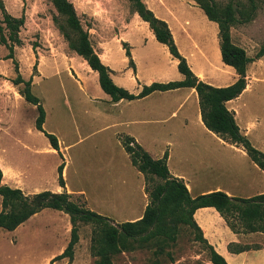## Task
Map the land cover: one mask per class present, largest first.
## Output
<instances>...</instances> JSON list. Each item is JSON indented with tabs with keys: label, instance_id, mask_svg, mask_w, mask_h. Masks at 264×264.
Returning <instances> with one entry per match:
<instances>
[{
	"label": "crops",
	"instance_id": "obj_1",
	"mask_svg": "<svg viewBox=\"0 0 264 264\" xmlns=\"http://www.w3.org/2000/svg\"><path fill=\"white\" fill-rule=\"evenodd\" d=\"M95 1L99 10L86 9L84 13L106 30L103 31L106 32L105 36L93 48L102 63L109 67L110 76L116 85L132 94H138L144 85L153 82L166 83L184 79V75L178 70V59L171 55L167 45L157 41L149 23L136 11H130L128 5L125 9L118 6L117 0ZM141 1L155 17L167 23L179 53L199 80L212 86H227L237 79L235 69L222 61L217 22L209 20L193 0ZM113 30L114 34H111ZM90 70L95 72L91 68ZM95 73L93 81L86 83L81 89L87 90L88 86H92L94 95L86 98L95 104H110L112 108L101 109V112L98 110L99 130L108 132L118 142L119 134L133 137L154 158H160L166 153L170 173L183 180L192 197L214 191L240 198L264 193V170L250 159L241 146L226 142L205 127L195 88L155 90L141 98L113 102L98 87V74ZM246 81L243 91L236 98L226 101L225 106L233 113L242 134L254 147L264 152V101L252 99L256 94L255 84L247 78ZM6 120L0 116V124H4ZM34 129L38 131L35 127ZM24 145L30 148V145ZM120 145L121 152H124V155L121 153L124 157L120 156L124 160L120 168L123 169V174L125 170L129 173L133 182L127 183L125 176L120 175L118 179L121 181V188L129 190L118 191L120 186L112 187L117 189L114 207L106 210L92 200L86 191L74 190L67 184L65 167L62 171L64 186L59 184V159L49 171L39 167V171L32 174L29 169L0 157L3 171L1 182L21 189L26 195L44 190L83 194L91 210L116 220L135 221L142 217L147 204L144 178L131 164L128 154L121 143ZM59 147L63 152V146L59 144ZM45 150L57 154L59 158L49 140ZM113 161L112 159L107 168L112 169ZM1 209L0 197V211ZM60 212L63 211L43 208L10 232H17L28 222H36V219L42 220V231L53 228V217L59 216ZM193 219L203 238L228 264H264V242L260 240L263 233L234 232L211 206L197 208ZM50 252L52 251L47 253ZM47 253L39 264H44ZM15 264H27V261L19 260Z\"/></svg>",
	"mask_w": 264,
	"mask_h": 264
},
{
	"label": "rangeland",
	"instance_id": "obj_2",
	"mask_svg": "<svg viewBox=\"0 0 264 264\" xmlns=\"http://www.w3.org/2000/svg\"><path fill=\"white\" fill-rule=\"evenodd\" d=\"M2 1L9 14L15 17L23 15L24 23L17 32L19 44L0 43V116L7 119L0 124V157L29 169L32 174L39 171V167L49 171L59 159L60 163H64L65 179L72 189L86 191L104 210L114 207L117 189L112 187L120 186V175L125 176L127 183L133 181L129 173L125 170L123 174L120 168L124 163L120 159L121 153L124 155L121 142L108 132L99 130L98 110H112L110 104H95L88 100L86 96L94 95L92 86H88L87 90L81 89L93 81L96 71L92 72L86 60L69 48L64 34L68 33L71 39H75L76 34L68 28L51 0ZM69 1L83 29L88 31L93 47L105 36L103 31L106 30L84 10L98 11V3L95 0ZM117 1L118 6L125 9L128 5L133 11L129 0ZM212 1L220 16L230 11L235 19L230 26L231 41L252 58L247 65L246 78L255 84L256 94L252 99L264 101V54L256 57L264 44V0ZM18 75L25 80L31 78V91L39 97L45 110L43 128L54 134L63 146L64 151L59 158L57 154L45 150L47 137L34 129L36 106L22 96L24 84L14 83ZM24 143L30 148H26ZM112 159V169L107 168ZM127 162L131 165L128 159ZM121 190L129 189L120 186L118 191ZM74 196L88 206L83 194ZM109 218L112 224L124 222ZM53 221V228L43 231L42 220L38 219L14 233L0 229V264H15L19 260L39 264L43 255L52 251L45 255L48 256L44 264H49L52 258L64 251L72 226L69 215L63 212L53 217ZM167 225L171 235L163 244H158L156 240L135 242L130 249L112 254V263L212 264L209 260L210 244L201 239L200 229L172 221ZM77 226L78 238L72 256L54 260L51 264H96L89 249L92 225L79 221ZM260 237L264 242V236Z\"/></svg>",
	"mask_w": 264,
	"mask_h": 264
},
{
	"label": "trees",
	"instance_id": "obj_3",
	"mask_svg": "<svg viewBox=\"0 0 264 264\" xmlns=\"http://www.w3.org/2000/svg\"><path fill=\"white\" fill-rule=\"evenodd\" d=\"M134 11L149 23L157 41L167 45L171 55L178 59V70L184 75L181 81L166 83L153 82L144 85L138 94H132L123 87L116 85L108 66L102 63L89 40L87 30H84L76 10L69 0H51L57 12L65 19L70 30L76 34L71 39L68 33L64 36L68 40L69 48L83 57L89 67L98 74L100 88L115 102L120 99H137L144 97L155 90L165 91L179 87H193L197 92L198 104L202 121L207 129L221 139L236 146H241L250 159L259 168L264 170V152L252 145L249 139L242 134L233 113L225 106L226 101L236 98L246 86V70L252 61L245 50L231 41L230 26L235 19L230 11L220 16L212 0H194L204 11L209 20L215 21L219 27L220 52L223 63L232 66L237 79L227 86H212L199 80L186 59L179 53L167 23L147 9L141 0H129ZM24 23V17H15L9 14L0 0V43L5 45L19 44L17 32ZM10 42V43H9ZM264 54V44L256 53V57ZM15 84L23 83L21 91L25 101L36 106L37 116L34 127L41 131L61 156L57 137L43 128L45 110L39 97L31 91V78L25 80L20 75ZM118 139L129 156L131 164L142 173L147 194V204L143 215L135 221H125L112 224L110 218L91 210L81 203L77 196L62 191L53 193L44 190L32 195H26L19 188H13L1 182L3 171L0 167V197L2 209L0 211V228L11 231L30 216L43 208H53L69 215L72 224L70 239L64 251L51 259L71 257L73 246L78 238L79 221L92 225L90 237V254L96 264H113L111 256L117 251L128 250L135 242L151 240L163 244L171 235L168 222L183 223L195 228L199 227L193 219L194 211L199 207H214L225 219L227 225L236 233L264 232V193L250 197H230L222 191L192 197L182 179L174 177L167 166V154L160 158L152 157L133 137L119 134ZM64 163L57 167L58 182L63 187ZM204 242H207L201 236ZM209 260L212 264H228L211 245Z\"/></svg>",
	"mask_w": 264,
	"mask_h": 264
}]
</instances>
